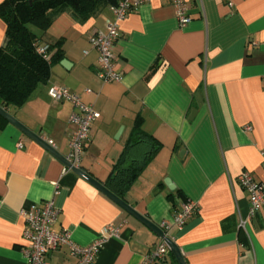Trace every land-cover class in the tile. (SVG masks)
<instances>
[{
    "label": "crops",
    "instance_id": "1",
    "mask_svg": "<svg viewBox=\"0 0 264 264\" xmlns=\"http://www.w3.org/2000/svg\"><path fill=\"white\" fill-rule=\"evenodd\" d=\"M186 3L191 20L184 27L170 1L143 3L127 15L114 46L122 79L108 84L97 76L98 52L89 38L113 21V4L101 3L85 19L71 10L57 14L46 31L35 30L40 45L58 43L49 51L52 58L59 50L60 57L48 81L6 111L66 157L73 106L55 102L50 88L65 86L93 105L99 117L81 169L105 186L139 122L161 149L123 200L158 226L183 201L199 204L183 230L171 235L185 264H264V206L241 228L249 201L237 182L247 171L264 183V0ZM6 32L0 16V47ZM148 146L129 148L122 163L141 164ZM64 167L0 116V264H29L21 212L52 198L60 209L53 229L68 230L78 245L94 242L106 226L119 228L93 264H141L163 239ZM47 261L75 263L66 248ZM165 264H178L170 249Z\"/></svg>",
    "mask_w": 264,
    "mask_h": 264
},
{
    "label": "built area",
    "instance_id": "2",
    "mask_svg": "<svg viewBox=\"0 0 264 264\" xmlns=\"http://www.w3.org/2000/svg\"><path fill=\"white\" fill-rule=\"evenodd\" d=\"M153 1H170L175 9V16L180 27L186 26L191 17L188 14L186 0H117L111 6L114 15L104 32L93 33L89 41L98 52L97 76L103 84L118 83L122 79L120 72L115 67L114 46L119 38L120 23L127 15L139 5ZM39 55L50 60V52L47 45H39L36 48ZM90 93L91 90H86ZM50 97L55 102H69L73 106V112L69 117V123L73 127L69 142V151L65 157L69 166H65V172L81 169L85 149L90 141L92 124L98 119L99 113L93 105L85 104L80 97L71 92L65 86H53L49 90ZM249 129V127H247ZM240 187L248 194L249 211L247 219H240V227L245 228L248 220L254 218L264 206V183L257 182L251 173L244 171L238 178ZM59 185L55 184L54 195L59 194ZM199 211V204L191 200L183 201L180 210L171 220L162 221L159 228L164 236L171 239L174 230H183L188 221ZM60 209L52 198L42 206L31 205L21 212L24 219L23 238L28 246L24 251L29 264H50L47 257L51 252L66 248L74 264H93L98 254L111 238H118L119 228L109 225L103 228L100 237L89 245L76 244L66 229L55 231L53 228L59 218ZM169 253V246L165 240H161L153 247L141 264H165Z\"/></svg>",
    "mask_w": 264,
    "mask_h": 264
},
{
    "label": "trees",
    "instance_id": "3",
    "mask_svg": "<svg viewBox=\"0 0 264 264\" xmlns=\"http://www.w3.org/2000/svg\"><path fill=\"white\" fill-rule=\"evenodd\" d=\"M103 2L115 4L117 0H5L0 5V16L6 23L9 40L5 48L0 47V104L5 110L21 107L40 84L46 83L54 57H60L59 50L50 60L37 53L36 48L40 45L37 31H46L54 17L65 10L88 18ZM47 46L50 51L58 43ZM139 144L149 145L142 163H122L129 148ZM160 149L161 144L144 132L137 122L125 150L106 181L107 188L124 199L131 185Z\"/></svg>",
    "mask_w": 264,
    "mask_h": 264
},
{
    "label": "water",
    "instance_id": "4",
    "mask_svg": "<svg viewBox=\"0 0 264 264\" xmlns=\"http://www.w3.org/2000/svg\"><path fill=\"white\" fill-rule=\"evenodd\" d=\"M9 40L8 38L3 44V48H5L8 44ZM0 116L4 118L7 122L18 128L22 133H24L26 136L40 144L43 148H45L49 153H51L53 156H55L58 160H60L65 166H69V163L67 162L66 158L62 156L60 153H58L51 145L44 142L39 136H37L35 133L30 131L28 128H26L23 124H21L17 119H15L10 113H8L5 109H3L0 106ZM73 172L88 182H90L93 186H95L97 189H99L103 194H105L108 198H110L113 202L118 204L123 210L131 214L133 217H135L137 220H139L142 224H144L147 228H149L154 234H156L159 238L166 241V243L169 246L170 251L173 253V255L176 257L178 264H185L183 257L180 253L179 248L176 246V244L169 238L164 236L163 231L159 228V226L153 222H151L148 218L137 212L134 208H132L125 200L119 198L116 196L113 192H111L103 183L93 178L88 173L84 172L82 169H74ZM166 185L169 189H172L171 184L169 181H165Z\"/></svg>",
    "mask_w": 264,
    "mask_h": 264
}]
</instances>
